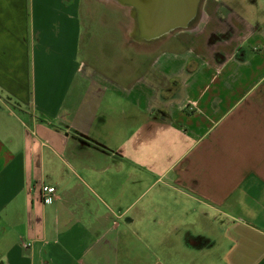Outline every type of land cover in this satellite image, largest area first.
<instances>
[{
  "label": "crops",
  "instance_id": "0c3cea01",
  "mask_svg": "<svg viewBox=\"0 0 264 264\" xmlns=\"http://www.w3.org/2000/svg\"><path fill=\"white\" fill-rule=\"evenodd\" d=\"M81 5L0 0V264H264L262 4L126 55Z\"/></svg>",
  "mask_w": 264,
  "mask_h": 264
},
{
  "label": "water",
  "instance_id": "95a60500",
  "mask_svg": "<svg viewBox=\"0 0 264 264\" xmlns=\"http://www.w3.org/2000/svg\"><path fill=\"white\" fill-rule=\"evenodd\" d=\"M104 1L125 10V37L136 50L152 51L178 32L196 31L205 20V0Z\"/></svg>",
  "mask_w": 264,
  "mask_h": 264
},
{
  "label": "rangeland",
  "instance_id": "374dc122",
  "mask_svg": "<svg viewBox=\"0 0 264 264\" xmlns=\"http://www.w3.org/2000/svg\"><path fill=\"white\" fill-rule=\"evenodd\" d=\"M255 2L262 4V11H264V0H255ZM80 19L82 22V51L86 47L87 34L89 32V29L94 30L95 32L97 31L98 33H96L95 35L100 34L102 35L100 36V39H103V44L101 43L99 45L96 42L95 44H91V52H107L111 50H113L114 52H120L121 50V52H123V55H126L127 51L130 52V50L136 49V47L131 45L129 43V40L125 37V32L129 26V19L126 15L125 10L109 4L104 0H82ZM179 33L182 32H178L175 35H182ZM159 47H161V45L157 48H154L152 51H156ZM84 55L85 52L82 53L83 60L88 61L89 59ZM102 60L108 61L107 58Z\"/></svg>",
  "mask_w": 264,
  "mask_h": 264
},
{
  "label": "built area",
  "instance_id": "2783aa9c",
  "mask_svg": "<svg viewBox=\"0 0 264 264\" xmlns=\"http://www.w3.org/2000/svg\"><path fill=\"white\" fill-rule=\"evenodd\" d=\"M54 193H55L54 187L48 185H42L40 188V194L44 203H49Z\"/></svg>",
  "mask_w": 264,
  "mask_h": 264
}]
</instances>
